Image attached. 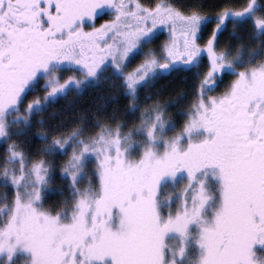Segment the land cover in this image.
I'll return each instance as SVG.
<instances>
[{
	"label": "snow or ice",
	"instance_id": "6c2138e0",
	"mask_svg": "<svg viewBox=\"0 0 264 264\" xmlns=\"http://www.w3.org/2000/svg\"><path fill=\"white\" fill-rule=\"evenodd\" d=\"M0 264H264V0H0Z\"/></svg>",
	"mask_w": 264,
	"mask_h": 264
},
{
	"label": "trees",
	"instance_id": "16d2710c",
	"mask_svg": "<svg viewBox=\"0 0 264 264\" xmlns=\"http://www.w3.org/2000/svg\"><path fill=\"white\" fill-rule=\"evenodd\" d=\"M171 84H172V85H171ZM171 84H169V85H167V83L164 84V85H167V87L169 86V88H166V91H165V93H164L165 98L168 97L169 92H171L172 95H175L176 92H179V91L182 90V86H186V87H188V85L190 86V83H186V84H185V83H183V84L181 83V84H178V82H177V83L174 82V83H171ZM178 85H180L181 88H180V86L178 87ZM157 87H158V86H157ZM174 87H175V88H174ZM188 88H189V87H188ZM86 95H87V94H86ZM86 95H85V96H86ZM89 102H90V96L87 95L86 97H84V99H83V101H82L81 103H82V105H86V104H88ZM125 103H126V102L121 101L119 107H120L121 109H123Z\"/></svg>",
	"mask_w": 264,
	"mask_h": 264
},
{
	"label": "rangeland",
	"instance_id": "374dc122",
	"mask_svg": "<svg viewBox=\"0 0 264 264\" xmlns=\"http://www.w3.org/2000/svg\"><path fill=\"white\" fill-rule=\"evenodd\" d=\"M166 38V35L165 36H162L161 37V39L163 40V39H165ZM185 74V73H184ZM184 74H181V75H179V76H175V77H173L172 78V80H171V82H168V81H161V84H166L167 83V85H169V84H171V83H174V82H178V84H183L184 83V81H183V79H182V77L183 76H185ZM186 75H188L189 76V82L188 83H190V86H191V78H190V74H186ZM186 84V83H185ZM167 85H165L166 86V88H169V86L167 87ZM172 85V84H171ZM158 87H159V85H157ZM180 85H178V87H179ZM189 85H188V87H190ZM188 87H186V86H182V90H185V89H187ZM175 88V87H174ZM180 88H181V86H180ZM88 95V94H87ZM86 95V96H87ZM85 96V97H86Z\"/></svg>",
	"mask_w": 264,
	"mask_h": 264
},
{
	"label": "flooded vegetation",
	"instance_id": "af4514ba",
	"mask_svg": "<svg viewBox=\"0 0 264 264\" xmlns=\"http://www.w3.org/2000/svg\"><path fill=\"white\" fill-rule=\"evenodd\" d=\"M187 73H185L184 75H186Z\"/></svg>",
	"mask_w": 264,
	"mask_h": 264
}]
</instances>
